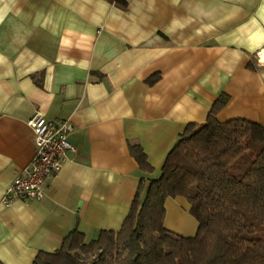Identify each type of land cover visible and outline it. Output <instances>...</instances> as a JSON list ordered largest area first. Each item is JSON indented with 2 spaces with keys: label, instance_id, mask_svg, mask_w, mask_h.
<instances>
[{
  "label": "crops",
  "instance_id": "1",
  "mask_svg": "<svg viewBox=\"0 0 264 264\" xmlns=\"http://www.w3.org/2000/svg\"><path fill=\"white\" fill-rule=\"evenodd\" d=\"M263 53L264 0H0V264H32L75 229L88 241L119 230L141 180L161 175L186 125L206 123L223 94L220 120L264 125ZM36 111L73 122L76 152L42 200L8 206L36 154ZM166 208L168 229L197 233L186 198Z\"/></svg>",
  "mask_w": 264,
  "mask_h": 264
},
{
  "label": "trees",
  "instance_id": "2",
  "mask_svg": "<svg viewBox=\"0 0 264 264\" xmlns=\"http://www.w3.org/2000/svg\"><path fill=\"white\" fill-rule=\"evenodd\" d=\"M109 1L128 7V0ZM227 102L223 94L206 123L186 125L161 175L147 187L141 180L119 230L88 241L75 229L32 264H264V125L220 120ZM130 149L143 171H155L140 144ZM176 197L187 199L199 223L193 236L165 226L166 201Z\"/></svg>",
  "mask_w": 264,
  "mask_h": 264
},
{
  "label": "built area",
  "instance_id": "3",
  "mask_svg": "<svg viewBox=\"0 0 264 264\" xmlns=\"http://www.w3.org/2000/svg\"><path fill=\"white\" fill-rule=\"evenodd\" d=\"M259 56L261 57L260 52ZM28 124L34 132L36 154L7 189L3 203L8 206L17 201L42 200L47 182L62 169L70 155L76 152L68 139L74 130L70 119L54 120L41 111H36Z\"/></svg>",
  "mask_w": 264,
  "mask_h": 264
},
{
  "label": "bare ground",
  "instance_id": "4",
  "mask_svg": "<svg viewBox=\"0 0 264 264\" xmlns=\"http://www.w3.org/2000/svg\"><path fill=\"white\" fill-rule=\"evenodd\" d=\"M262 58L264 59V53L262 54Z\"/></svg>",
  "mask_w": 264,
  "mask_h": 264
},
{
  "label": "rangeland",
  "instance_id": "5",
  "mask_svg": "<svg viewBox=\"0 0 264 264\" xmlns=\"http://www.w3.org/2000/svg\"><path fill=\"white\" fill-rule=\"evenodd\" d=\"M177 233V232H176ZM85 258H87V255H83Z\"/></svg>",
  "mask_w": 264,
  "mask_h": 264
}]
</instances>
